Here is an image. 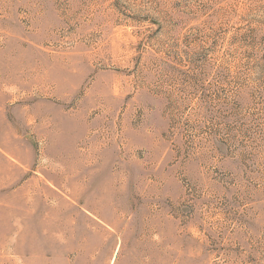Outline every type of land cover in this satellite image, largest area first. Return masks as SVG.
Returning <instances> with one entry per match:
<instances>
[{"label": "rangeland", "instance_id": "374dc122", "mask_svg": "<svg viewBox=\"0 0 264 264\" xmlns=\"http://www.w3.org/2000/svg\"><path fill=\"white\" fill-rule=\"evenodd\" d=\"M0 264H264V0H0Z\"/></svg>", "mask_w": 264, "mask_h": 264}, {"label": "bare ground", "instance_id": "6f19581e", "mask_svg": "<svg viewBox=\"0 0 264 264\" xmlns=\"http://www.w3.org/2000/svg\"><path fill=\"white\" fill-rule=\"evenodd\" d=\"M38 188V187H37Z\"/></svg>", "mask_w": 264, "mask_h": 264}]
</instances>
